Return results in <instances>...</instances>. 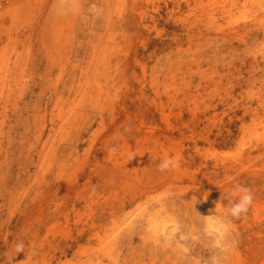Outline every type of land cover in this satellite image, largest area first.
<instances>
[{"label": "rangeland", "instance_id": "374dc122", "mask_svg": "<svg viewBox=\"0 0 264 264\" xmlns=\"http://www.w3.org/2000/svg\"><path fill=\"white\" fill-rule=\"evenodd\" d=\"M17 241L14 264H264V0H0V259Z\"/></svg>", "mask_w": 264, "mask_h": 264}, {"label": "clouds", "instance_id": "9594fccd", "mask_svg": "<svg viewBox=\"0 0 264 264\" xmlns=\"http://www.w3.org/2000/svg\"><path fill=\"white\" fill-rule=\"evenodd\" d=\"M114 150L115 149H113V151ZM133 156H135V154L129 157V161L133 158ZM178 166V160L176 158L168 156L162 158L157 164V168L160 171L170 170ZM221 196H225V198L230 197L228 204L224 207L222 215L219 217H215L221 223L225 222L228 218H239L245 215L254 200V194L252 190L247 186H243L240 184L235 185L231 193H221ZM204 197L206 198V196ZM24 249V242L17 241L14 246L15 255L9 256L6 252L4 254L6 256V259H0V264H5V260H7V264H14V257H16L18 253L24 252Z\"/></svg>", "mask_w": 264, "mask_h": 264}, {"label": "trees", "instance_id": "16d2710c", "mask_svg": "<svg viewBox=\"0 0 264 264\" xmlns=\"http://www.w3.org/2000/svg\"><path fill=\"white\" fill-rule=\"evenodd\" d=\"M157 41H158V44L156 46H158L159 48H162V47L167 46L168 44H170V41H168V40H165V41L157 40Z\"/></svg>", "mask_w": 264, "mask_h": 264}]
</instances>
